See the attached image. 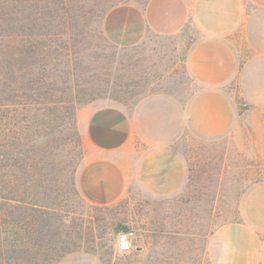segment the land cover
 <instances>
[{
    "label": "rangeland",
    "instance_id": "rangeland-1",
    "mask_svg": "<svg viewBox=\"0 0 264 264\" xmlns=\"http://www.w3.org/2000/svg\"><path fill=\"white\" fill-rule=\"evenodd\" d=\"M75 1L67 4L68 18L76 16L77 9L85 17L67 30L78 38L71 47L80 56L69 75L83 81L73 85L83 97L75 106L69 139L53 149L44 132L29 140L23 137L16 149L18 168L0 162V192L7 194L17 175L18 195L23 200L32 195V205L22 203L14 211L19 217V264H213L211 233L239 220L244 191L264 181V129L260 126L257 134L256 116L238 96L234 80L227 87L237 119L227 133L215 138L196 135L185 118L180 128V114H185L196 89L185 65L186 50L198 36L192 26L177 34L153 31L144 18L148 0ZM16 4L41 9L46 0ZM35 28L61 30L39 24ZM108 105L134 117L143 137H134L121 152L124 186L119 197L97 204L87 201L78 188L87 149L80 120L87 108ZM169 129L176 136L165 145L163 134ZM8 137L9 129L2 126L3 158L12 152ZM28 146L34 147L37 158L27 190ZM5 202L0 199L6 212ZM123 227L134 232L128 251L116 247ZM1 229L3 236L12 237L11 225Z\"/></svg>",
    "mask_w": 264,
    "mask_h": 264
},
{
    "label": "crops",
    "instance_id": "crops-1",
    "mask_svg": "<svg viewBox=\"0 0 264 264\" xmlns=\"http://www.w3.org/2000/svg\"><path fill=\"white\" fill-rule=\"evenodd\" d=\"M144 18L163 35L181 33L187 24L198 35L185 54L196 89L180 114V128L185 118L196 135L227 133L237 119L227 87L234 80L238 96L256 116L257 134L260 126L264 129V0H148ZM84 113L80 129L87 149L78 188L91 203H109L124 186L121 152L134 137L143 136L135 118L117 106L87 108ZM166 131L163 144L168 145L176 135ZM209 250L213 264H264V181L244 191L239 220L217 227Z\"/></svg>",
    "mask_w": 264,
    "mask_h": 264
},
{
    "label": "trees",
    "instance_id": "trees-1",
    "mask_svg": "<svg viewBox=\"0 0 264 264\" xmlns=\"http://www.w3.org/2000/svg\"><path fill=\"white\" fill-rule=\"evenodd\" d=\"M12 1L14 3L0 0V130L2 126L9 129L8 144L12 148L9 157L3 158L0 154V162L6 160L7 164L18 168L16 149L23 137L29 140L44 132L49 136L46 142L53 149L69 139L67 130L73 128L75 106L83 97L79 95L80 89H73V85L78 87L83 81L69 75L74 73L69 68L78 64L80 56L79 50L71 47L78 43V38L67 30L77 27L85 13L77 9L76 16L68 18L70 0H46L41 9L33 4L19 8L18 0ZM82 5L78 7L81 10ZM22 11L24 13L19 14ZM38 24L61 30H36ZM3 137L7 139L5 133ZM24 152L28 190L37 156L34 147L28 146ZM17 179L18 176L13 175L7 194L0 192V199L9 205L5 212L0 203V264H19L15 231L19 217L14 211L19 204H33L30 193L25 200L18 195ZM42 203L48 205L46 200ZM4 212L7 216L2 214ZM6 224L14 229L11 238L3 236L1 226Z\"/></svg>",
    "mask_w": 264,
    "mask_h": 264
},
{
    "label": "built area",
    "instance_id": "built-area-1",
    "mask_svg": "<svg viewBox=\"0 0 264 264\" xmlns=\"http://www.w3.org/2000/svg\"><path fill=\"white\" fill-rule=\"evenodd\" d=\"M134 235L133 230L125 229L117 233L116 247L120 251H128L131 248V239Z\"/></svg>",
    "mask_w": 264,
    "mask_h": 264
}]
</instances>
